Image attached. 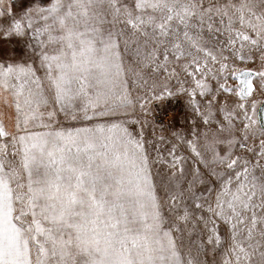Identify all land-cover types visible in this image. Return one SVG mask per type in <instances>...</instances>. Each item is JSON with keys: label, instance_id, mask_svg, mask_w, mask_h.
Returning <instances> with one entry per match:
<instances>
[{"label": "snow or ice", "instance_id": "obj_1", "mask_svg": "<svg viewBox=\"0 0 264 264\" xmlns=\"http://www.w3.org/2000/svg\"><path fill=\"white\" fill-rule=\"evenodd\" d=\"M0 264H264V0H0Z\"/></svg>", "mask_w": 264, "mask_h": 264}, {"label": "rangeland", "instance_id": "obj_2", "mask_svg": "<svg viewBox=\"0 0 264 264\" xmlns=\"http://www.w3.org/2000/svg\"><path fill=\"white\" fill-rule=\"evenodd\" d=\"M188 106L182 97H176L175 99H169L165 109L157 111L156 118L159 117L164 120L166 113L172 112L176 115L172 117V124L179 125L180 117H186L188 114Z\"/></svg>", "mask_w": 264, "mask_h": 264}, {"label": "built area", "instance_id": "obj_3", "mask_svg": "<svg viewBox=\"0 0 264 264\" xmlns=\"http://www.w3.org/2000/svg\"><path fill=\"white\" fill-rule=\"evenodd\" d=\"M158 120H159V121H162V119H161L160 117L158 118Z\"/></svg>", "mask_w": 264, "mask_h": 264}]
</instances>
